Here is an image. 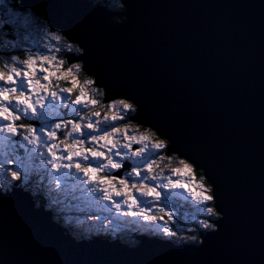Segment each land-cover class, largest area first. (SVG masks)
Wrapping results in <instances>:
<instances>
[{
  "label": "water",
  "instance_id": "1",
  "mask_svg": "<svg viewBox=\"0 0 264 264\" xmlns=\"http://www.w3.org/2000/svg\"><path fill=\"white\" fill-rule=\"evenodd\" d=\"M19 2L77 44L67 63L103 102H131L129 122L202 172L218 217L197 244L77 240L13 187L0 192V264H264V0Z\"/></svg>",
  "mask_w": 264,
  "mask_h": 264
},
{
  "label": "rangeland",
  "instance_id": "2",
  "mask_svg": "<svg viewBox=\"0 0 264 264\" xmlns=\"http://www.w3.org/2000/svg\"><path fill=\"white\" fill-rule=\"evenodd\" d=\"M90 1L93 6H102L109 11L117 12L114 6H105V4L96 0ZM4 7L5 3L0 5V59L7 60L10 55H17L20 59L26 58L29 54L34 56H55L54 64L63 61L61 71L73 68V75L77 81L74 86L72 76H69L66 81L63 79L57 81L55 77L51 78L59 88L73 87L71 94L65 93L64 95H70L74 98L76 95H79V89L83 87L87 93L86 99H95L97 101V104H89L86 108L74 106L68 100L58 101L55 111L46 102V112L53 120L56 119V114L58 113L63 120H74L82 124V132L74 134L73 137L67 140H65L63 134L59 136L60 131L63 133L67 130L62 129L58 131L57 136L59 137L56 141L57 143L64 141L66 144L71 145L73 139L84 140L83 148H94L108 154L107 148L101 147L104 141H92L91 136L86 138L84 133L87 132L100 136L103 134V131L110 132L112 127H117L121 129V132L115 134L114 139L118 140L121 145L129 143L128 138L130 136H134L136 139L131 142L132 147L130 149H123L118 146L113 151L135 152L140 147H143L139 139L141 136L148 138L145 142L149 145L163 142L166 147V142L158 139L150 129L141 128L129 122V117L134 113V106L131 102L122 99L103 102L102 90L93 86V78L83 73L81 61L68 65L65 58L66 54L72 53L74 55L81 53L77 44L66 41V38L61 35L59 30L53 29L47 24L44 16L37 15L29 7H21L20 2L18 9L12 10L7 6L6 11H3ZM12 11L18 13L23 20L27 21L23 27L15 25L5 27L9 22V12ZM115 19L118 20V17H115ZM13 36L15 39H12ZM57 36L60 37L59 40L55 38ZM13 44L17 47L13 48ZM5 46L7 47L5 48ZM76 66L79 67L76 68ZM57 75H60V73H57ZM86 81H92V83L87 84ZM119 101L128 103L130 108L123 109V105L119 104ZM95 112H99L100 115L98 117L92 115ZM113 115L117 117L116 120L111 119ZM87 116H91L93 123L99 121V126L95 129H88V120L84 119ZM105 116L108 117L107 122L104 120ZM22 119L29 122L35 121L31 116H22L17 123H22ZM56 122H59V120ZM10 139L12 141H19L20 143L14 147H9L8 142H6L0 151L6 156L16 157L23 162L22 180L19 181L21 186L17 187H22L33 194V201L35 202V205L32 206L33 209H38L42 206L44 211L51 213V220L64 227L66 233L77 240H89L98 236L113 241H120L128 246H136L140 244V241L136 237L144 236L150 239L161 237L176 244H197L199 241L198 233L212 229V224L208 221L214 219L213 213H208L206 210L210 207V201L201 202L200 199L190 194L191 191L193 193L211 195V187L195 177L194 168L188 162L174 155L166 156L165 147L162 149H149L140 156H133L131 158L113 156V159L122 163V167L119 169L105 168L97 173L98 176L116 177L114 183L117 188L121 187L119 184L120 179L128 180L131 193L138 201V205L129 209L128 205L123 203L124 197L116 196L114 192L112 194L113 200L103 198L102 189L109 187L108 185L101 184L98 190L93 191L92 189L95 187V184L83 183L87 178L83 173L77 172L74 164L79 160L83 165L91 163L92 167H97L96 158H93L90 153H88V161L83 160L82 157H74L72 161L73 168L71 170L61 168L59 171H56L51 168V165L47 164V160L51 157L45 149L40 148L34 152L30 151L33 146L26 145V142L22 140L20 135ZM21 144L25 146L22 147ZM41 152L43 155L40 154ZM149 152L157 154L149 157ZM145 157H149L146 162ZM153 161L155 162L153 170L151 173H148L146 164ZM181 161H184V164H181ZM100 162L106 163V160L100 158ZM61 163H68V161L64 160ZM125 165L126 167H124ZM9 167L15 166L9 165ZM132 168H138L141 175L139 177H129ZM177 169L179 171H176ZM145 175H155L157 176V180H144ZM57 179L61 181L59 188L56 187L55 183ZM142 180L149 187L156 188V191L160 192V197L156 198L155 194L141 196L136 189H131L132 183L139 184ZM176 181L180 182V186H172ZM13 182L16 181H11L9 178L8 186L0 184V192L12 191L14 187ZM163 184H169V187L157 186ZM38 187L43 188L45 192L41 193L42 196L39 195L40 199L38 200L41 203L45 202V204L38 205L36 202L37 198H35L33 189L36 190ZM113 201L120 204L119 210H117ZM149 207L151 211L147 214L156 216L157 219L155 221H145L142 216L134 214L140 212L141 209ZM169 214H171V219H169ZM184 217L186 220H184ZM165 225L175 235L165 233L163 231ZM154 236L157 237L155 238Z\"/></svg>",
  "mask_w": 264,
  "mask_h": 264
},
{
  "label": "snow or ice",
  "instance_id": "3",
  "mask_svg": "<svg viewBox=\"0 0 264 264\" xmlns=\"http://www.w3.org/2000/svg\"><path fill=\"white\" fill-rule=\"evenodd\" d=\"M5 0H0V5H3ZM15 7V6H13ZM27 23L26 20H23L18 13L12 11L9 12V22L5 27H10L12 25L23 27ZM57 40L60 39L59 36L55 37ZM12 39H15L13 36ZM7 46H5L6 48ZM13 48L17 46L12 45ZM56 57L55 56H34L29 54L24 59H20L17 55H10L7 60L0 59V149L5 146V143L8 142L9 147H14L16 144L20 143L19 141H12L10 138L20 135L22 140L26 142V145H32L33 148L30 151H35L37 149L43 148L50 154V159L47 160V164L51 165L53 170L59 171L61 168L71 170L73 168V158L82 157L83 160L88 161L89 155L91 154L93 158H96L97 167H92L91 163L87 165L81 164L77 160L74 164L77 172L83 173L87 178L83 181L85 184H95V187L92 189L96 191L99 189V185L104 184L109 187L102 189L103 198L106 200H113V192L116 196H123V203L128 205V208L131 209L133 206L138 205V201L134 195H132L131 190L128 185L127 179H120L119 184L120 188H117L114 181L116 177L109 176H98L97 173L101 172L105 168L119 169L122 167V163L112 157H133L140 156L149 149H162L165 147L163 142H157L149 145L145 141L148 139L146 136H141L140 142L143 144V147H140L135 152H122V151H113L118 146L123 149H130L132 147V141L136 139L134 136H130L129 143L121 145L118 140H115V134L120 133L121 129L117 127H112V130L103 131V134L100 136L92 135L91 133L85 132L84 135L87 138L91 136L92 141H104V144L101 147L107 148V153L94 148H83L84 140L73 139L72 144L68 145L64 141L58 140L57 133L62 129H66L62 134L65 137V140L73 137L74 134H80L82 132V124L74 120H63L60 118L59 114H56V119L53 120L46 112V102L52 107L55 111L58 101L68 100L74 106H81L86 108L89 104H97L95 99L87 100V93L84 88L79 89V95H76L74 98L70 95H64L65 93L71 94L73 92V87H64L59 88L55 82L51 79L55 77L57 81L63 79L68 80L69 76H72V83L75 86L77 83L75 76L73 75V68H69L66 71H61V61L58 64H54ZM79 66H76L78 68ZM54 69V70H50ZM60 73V75H57ZM87 84H91L92 81H86ZM119 104L123 105V109H129L130 105L124 101H119ZM75 111V109H73ZM92 115L99 116V112H95ZM29 117L38 122V126H34L32 123L24 124L17 123L21 117ZM88 120L87 128L95 129L99 126L100 122H92L91 116L84 117ZM112 120H116L117 117L113 115ZM59 120V122H56ZM105 122L108 121V117L105 116ZM21 146H25L21 144ZM65 153V154H58ZM43 155V153H40ZM110 154V155H109ZM157 154L155 152H149V157L151 155ZM149 157H145V162ZM100 158H104L105 162H100ZM68 161V163H61V161ZM154 161L152 163H147V171L151 173L153 170ZM184 164V161L180 162ZM13 165L15 167H9ZM187 167V166H186ZM22 170L23 162L16 157L6 156L2 151H0V184L8 186L9 178L11 181H21L22 180ZM176 171H179L177 169ZM141 175L138 168H132L129 177ZM152 181L157 180V176L152 175L144 176V180ZM142 180L139 184L132 183L131 189H136L141 196L155 194L156 198L160 197V192L156 191V188L149 187ZM56 187L61 186L60 179L55 181ZM164 188L169 187V184L157 185ZM172 186H180V182L176 181ZM191 195H194L197 199H200L201 202L211 201L213 199L212 195H205L204 193H193L190 191ZM129 201H131L129 203ZM115 203V201H113ZM117 210L120 209V204L115 203ZM208 213H213L214 209L208 207ZM151 208L141 209L140 212L134 213L135 215H140L145 221H155L156 216L150 215ZM169 219H171V214H169ZM165 233L175 235L174 232H171V229L168 226L163 227Z\"/></svg>",
  "mask_w": 264,
  "mask_h": 264
},
{
  "label": "trees",
  "instance_id": "4",
  "mask_svg": "<svg viewBox=\"0 0 264 264\" xmlns=\"http://www.w3.org/2000/svg\"><path fill=\"white\" fill-rule=\"evenodd\" d=\"M96 1H98V2H101L102 4H105V6L107 5V6H114L115 8H116V10L115 11H117V12H122L123 10H124V8H123V6L121 5V0H96ZM10 7L12 10L13 9H18V7H19V2H18V0H5V7L3 8V11H6L5 9H6V7ZM13 6H15V7H13ZM119 19V18H118ZM66 41H68L67 39H66ZM69 42V41H68ZM85 75H86V73H84ZM103 99V98H102ZM22 121V123H24V124H28V122L29 121H26L25 119H22L21 120ZM140 127V126H139ZM141 128H143V127H141ZM62 135V131H60L59 132V136H61ZM58 136V137H59ZM157 136V135H156ZM158 137V136H157ZM159 138V137H158ZM161 139V138H160ZM163 140V139H162ZM165 141V140H164ZM166 142V146H167V141H165ZM194 174H195V177L198 179H200L202 182H204V184H206V185H208L207 184V182H206V180H205V178L203 177V175H202V173L201 172H198V171H196L195 169H194ZM14 183V187H17V186H21L20 185V183H19V181H16V182H13ZM209 186V185H208ZM31 190V189H30ZM33 191H34V195L36 196L35 198H37L36 200V202L38 203V205H40V204H45V202H43V203H41L38 199H40V196L39 195H41L42 196V194L41 193H43L44 192V190H43V188H37L36 190H34L33 189ZM45 193V192H44ZM209 206L211 207V208H213L212 207V203H211V201H210V203H209ZM216 215H217V213L214 211L213 212V217L215 218L216 217ZM210 220H212V219H210ZM108 238V237H107Z\"/></svg>",
  "mask_w": 264,
  "mask_h": 264
},
{
  "label": "bare ground",
  "instance_id": "5",
  "mask_svg": "<svg viewBox=\"0 0 264 264\" xmlns=\"http://www.w3.org/2000/svg\"><path fill=\"white\" fill-rule=\"evenodd\" d=\"M129 168H130V167H129ZM198 172H201V171H198ZM201 173H202V172H201ZM210 192H211V190H210ZM212 205H213V201H212ZM216 217H218V214L216 215ZM216 217H215V218H216ZM215 218H214V219H215ZM184 219L186 220L185 217H184ZM212 220H213V219H212ZM212 220H210V221H212ZM211 224H212V223H211ZM214 228H215V226L212 225V229H214ZM212 229H210V230H212ZM207 231H208V230H207ZM202 232H203V231H202ZM205 233H206V231H205L203 234H205ZM97 237H98V236H97ZM154 237L156 238L157 236H154ZM174 243H175V242H174ZM181 244H185V243H181Z\"/></svg>",
  "mask_w": 264,
  "mask_h": 264
},
{
  "label": "clouds",
  "instance_id": "6",
  "mask_svg": "<svg viewBox=\"0 0 264 264\" xmlns=\"http://www.w3.org/2000/svg\"><path fill=\"white\" fill-rule=\"evenodd\" d=\"M158 238H161V237H158Z\"/></svg>",
  "mask_w": 264,
  "mask_h": 264
}]
</instances>
